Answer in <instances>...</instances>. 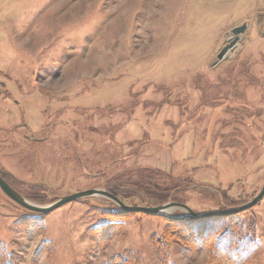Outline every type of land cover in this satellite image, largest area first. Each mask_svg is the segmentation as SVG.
Segmentation results:
<instances>
[{"label": "rangeland", "instance_id": "rangeland-1", "mask_svg": "<svg viewBox=\"0 0 264 264\" xmlns=\"http://www.w3.org/2000/svg\"><path fill=\"white\" fill-rule=\"evenodd\" d=\"M0 173L40 205L96 188L130 207L175 195L199 214L251 201L264 186V0H0ZM111 205L37 221L0 188V245L19 264H214L184 240L166 262L168 221ZM238 216L260 243L250 264H264V199ZM113 221L100 251L91 230Z\"/></svg>", "mask_w": 264, "mask_h": 264}, {"label": "trees", "instance_id": "trees-1", "mask_svg": "<svg viewBox=\"0 0 264 264\" xmlns=\"http://www.w3.org/2000/svg\"><path fill=\"white\" fill-rule=\"evenodd\" d=\"M183 182H185V180H183ZM178 183V187L170 189L171 192L174 191L179 194L182 186L180 182ZM142 190L147 191L146 188H142ZM111 193L115 196L118 195V192L116 193V191ZM174 196L175 195L167 197L165 200L181 203L178 202ZM109 212V215L112 217H125L128 215V213H123L119 210L116 211L113 205L110 206ZM29 213L36 215L35 217L37 221L44 218V216L38 213ZM238 215L214 217L199 221L158 216L163 217L166 221H168L169 226L165 233L166 237L163 242L158 240L156 245L166 262L170 259L169 256H167V254H169L167 249L168 243L184 240L187 244H189V246H192V249H202L204 247H208L210 257L214 261V264H250L260 250V243L256 238V229L254 224L250 227L244 225L238 219ZM25 225L28 226L26 223ZM122 225L123 224L121 222L117 223L116 221H113L109 224H100L91 230V234L95 238L100 251H104L106 249L114 234L122 230ZM39 233H41V230L36 228V230L29 232V236L34 237L36 236L34 234L38 235ZM166 241L167 244H165ZM41 255L42 249L38 251L37 258ZM132 257L133 256H131V258ZM21 260L22 258L18 257L16 254L9 255L6 248L0 245L1 264H19ZM120 260H122V258L118 256L108 264H118ZM122 263L127 264V261ZM136 263L140 264L138 259H136Z\"/></svg>", "mask_w": 264, "mask_h": 264}, {"label": "water", "instance_id": "water-1", "mask_svg": "<svg viewBox=\"0 0 264 264\" xmlns=\"http://www.w3.org/2000/svg\"><path fill=\"white\" fill-rule=\"evenodd\" d=\"M248 30V24H243L240 27H237L232 30V34L234 39H230L231 42L226 45L223 50L219 53L217 56V61L214 63L213 67L218 66L221 62L226 60L231 52H233L238 42L241 39V35L245 34ZM0 188L1 190L7 195L9 199L14 201L16 204L24 208L25 210H28L33 213H38L42 216H46L61 207L68 205L73 202L81 201L88 198H94V197H105L111 203L113 204L115 210H119L123 213H145L151 216H165L167 218H176V219H185V220H191V221H199L203 219L208 218H214V217H227V216H233L238 215L241 213H244L246 211H249L256 207L263 199H264V186L261 190V192L253 198L251 201L245 203L244 205L230 208L223 211H216V212H210L205 214H199L192 210L189 206L183 204V203H177V202H168L159 206H143V207H130L127 206L124 202H122L117 196L113 195L108 190H103L100 188L96 189H90L83 192H78L76 194H72L69 196L62 197L52 204L49 205H40L37 203H34L32 201H29L26 199L23 195L19 194L0 174ZM174 210H182L186 212L185 216L183 217H174L170 215V212Z\"/></svg>", "mask_w": 264, "mask_h": 264}, {"label": "bare ground", "instance_id": "bare-ground-1", "mask_svg": "<svg viewBox=\"0 0 264 264\" xmlns=\"http://www.w3.org/2000/svg\"><path fill=\"white\" fill-rule=\"evenodd\" d=\"M171 213V212H170Z\"/></svg>", "mask_w": 264, "mask_h": 264}]
</instances>
